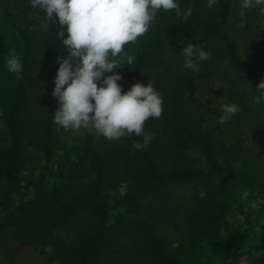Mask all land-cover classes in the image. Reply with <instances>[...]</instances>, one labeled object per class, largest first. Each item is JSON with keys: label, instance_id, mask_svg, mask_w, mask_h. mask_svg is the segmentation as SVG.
I'll use <instances>...</instances> for the list:
<instances>
[{"label": "trees", "instance_id": "obj_1", "mask_svg": "<svg viewBox=\"0 0 264 264\" xmlns=\"http://www.w3.org/2000/svg\"><path fill=\"white\" fill-rule=\"evenodd\" d=\"M176 2L181 17L157 12L149 31L125 45V67L116 69L122 92L151 83L163 100L162 116L144 126L154 138L136 150L132 141L142 137L134 134L61 142L52 92L57 57L69 53L57 37L60 25L42 27L44 15L29 0H0V262L15 264L30 250L47 264H108L123 253L138 264H238L242 256L264 264V92L256 90L264 80V13L241 8L242 0H217L212 8L208 0ZM188 44L211 53L199 73L170 63ZM10 52L22 61V79L6 67ZM212 78L225 84L227 105L239 107L223 124V112L199 91ZM193 151L201 166L173 164ZM183 183L195 184L186 236L170 249L142 201ZM118 227L131 234L122 250L110 234Z\"/></svg>", "mask_w": 264, "mask_h": 264}, {"label": "clouds", "instance_id": "obj_2", "mask_svg": "<svg viewBox=\"0 0 264 264\" xmlns=\"http://www.w3.org/2000/svg\"><path fill=\"white\" fill-rule=\"evenodd\" d=\"M216 3L217 0H208V7ZM30 6L43 12L41 26L46 30L49 22H58L57 37L69 53L66 58L57 57L59 68L52 96L58 107L53 122L65 131L88 129L108 141L131 138L134 134L142 137V141L133 140V147L147 149L154 135L145 132V122L162 116L161 94L151 83L146 86L135 83L127 92H122V85L118 83L122 76L116 69L125 67L122 66L125 45L135 43L149 31L157 12L175 10L176 16L181 17L176 0H30ZM255 6H261L260 11L264 13V0H242L243 9ZM192 11L191 7L187 9L184 21ZM238 26L245 27L243 19ZM180 52L184 57L183 67L196 73L200 72L199 63L211 57L203 46L193 44L184 46ZM126 60L131 65L134 57L128 55ZM6 67L17 79L23 78L22 61L11 52ZM256 90L264 92V80ZM221 107L223 114L219 123L222 124L239 111L236 104ZM200 195L203 197L206 193L201 191ZM238 264H248V258L240 257Z\"/></svg>", "mask_w": 264, "mask_h": 264}, {"label": "rangeland", "instance_id": "obj_3", "mask_svg": "<svg viewBox=\"0 0 264 264\" xmlns=\"http://www.w3.org/2000/svg\"><path fill=\"white\" fill-rule=\"evenodd\" d=\"M27 2V1H26ZM30 2V0H29ZM239 3V1H237ZM30 6V3H29ZM31 8V11L40 15L43 12L39 8ZM170 63L175 70L187 71L183 67L184 57L176 56L170 58ZM107 75V73L105 74ZM200 95L205 104L209 107L216 108L222 111V105H227L226 87L222 81L212 78L207 82H199ZM61 142L65 146H78L87 136H93L95 139H100L94 132L88 129L81 128L78 131H65L62 127L59 130ZM173 164L183 169H193L201 166L199 155L193 152H186L177 161L173 159ZM194 183H183L167 190L159 198H148L142 201L143 213L148 222L153 226L155 233L164 238L170 249H174L181 245L186 236L184 227V216L192 205V192ZM75 231V230H74ZM112 238L117 241L120 250L124 248L131 239L130 232L123 228L111 230ZM15 264H47L45 256L30 250H26L19 254L15 259ZM0 264H5L0 262ZM108 264H138L136 262L124 259L123 254H117L108 261Z\"/></svg>", "mask_w": 264, "mask_h": 264}]
</instances>
